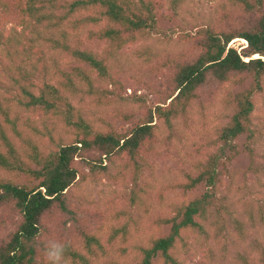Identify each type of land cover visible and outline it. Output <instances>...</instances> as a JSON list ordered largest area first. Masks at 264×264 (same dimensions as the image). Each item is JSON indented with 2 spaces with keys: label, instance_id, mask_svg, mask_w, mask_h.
Masks as SVG:
<instances>
[{
  "label": "trees",
  "instance_id": "obj_1",
  "mask_svg": "<svg viewBox=\"0 0 264 264\" xmlns=\"http://www.w3.org/2000/svg\"><path fill=\"white\" fill-rule=\"evenodd\" d=\"M174 1L176 4L183 2ZM156 2L0 0V28L13 25L12 34L8 38L3 35L7 47H11L13 54L19 55L22 62L31 68V71H26L24 65L23 69L13 63L16 76L9 78L17 96L10 91L0 92V171L13 175V178L0 176V209L11 206L22 215L12 239L3 242L0 247V264H26L27 261L37 264V249L33 243L47 221L51 220V213L75 214L70 208L71 201H68V192L80 174L74 162L81 151L92 148L97 149V155L89 161L82 157V164L88 165L92 171H109L117 158L126 157L125 164L114 165L118 178L126 183L129 179L136 183L149 167L145 155L159 148L163 150L168 147V142L181 156V174L171 188L174 184V189L184 193V202H175L171 210L158 211L154 219H150L145 214L136 216L142 203L140 198L135 197L137 195L133 194L131 198L124 195L128 204L123 207L120 203L123 193H115L111 205L98 212L96 223L100 230L109 228L112 238L120 237L124 242L136 237L142 242L138 245V257L135 258L137 264H155L157 257L162 264H180L172 252L177 250L183 236L203 231L201 221L208 220L214 213L221 218L220 211L226 210L224 198L219 195L221 178L239 153L235 141L245 133L252 135L254 132L252 96L262 90L264 84V0L219 2L214 21L195 26V34L187 33L182 36L184 40L179 41L185 43L191 52L183 47L176 53L169 50L155 53L150 46L142 53H137V50L135 55L142 63H133L132 67L144 69L153 63L154 70L166 71L167 80L162 90L157 89L159 98L155 107L135 115L122 114L123 119L131 124L123 135L96 129L82 119L75 120L74 113L79 115V110L63 92L78 91L74 83L67 78L56 83L48 82L49 73H42L49 71L47 58L54 62V75L61 73L55 52L73 56L79 63H86L91 68L90 72H76L75 75L85 82L89 94H98L94 101L107 106L115 104L122 94L120 89L116 98V84L122 88V83L114 77L110 62L116 60L125 48L161 33L159 14L155 12ZM216 24L220 25V29L216 28ZM19 26L23 28L25 39H28L26 31L33 34L30 44L26 45L20 39ZM82 35H86L88 40H98L100 45L105 44L104 52L74 48L72 39ZM238 38L247 42L241 51L229 47V43ZM196 48L201 53L193 57L192 51ZM255 55L259 57L255 58ZM35 73L40 74L39 82L35 80ZM248 79L252 80V86L242 90ZM95 83L100 88H96ZM111 85L113 88L109 89ZM206 86L216 87L215 95L223 96L220 109L226 112V121L217 125L213 135L207 136L204 142H193L196 153H192L189 145H184L186 142L183 143L176 122L181 118L190 119V109L199 96L198 92ZM238 87L241 90L237 91ZM20 107L34 113L40 111L47 117L49 114L60 115L65 126L74 134L73 142L59 144L56 152L42 151L31 137L36 132V122L25 119ZM158 122L166 126L165 132H169L167 143L162 138L164 130V134L159 136L161 126ZM7 130L12 131L10 136ZM27 162L35 165V170L28 168ZM22 172L39 179V184L32 187L21 184ZM168 188L160 191L161 201L165 199V193H170ZM200 188L204 192L192 198ZM190 192L192 197L187 199ZM87 220H79L88 245L87 254L82 255L74 246L75 251L69 247L65 252L67 264H93V257L99 253H93L90 246H95L101 254L107 251L102 236L97 232L89 233L91 223ZM65 223L66 220L58 222L59 225ZM87 223L89 230L87 225L83 227ZM165 225L170 226L168 231H163Z\"/></svg>",
  "mask_w": 264,
  "mask_h": 264
},
{
  "label": "rangeland",
  "instance_id": "obj_2",
  "mask_svg": "<svg viewBox=\"0 0 264 264\" xmlns=\"http://www.w3.org/2000/svg\"><path fill=\"white\" fill-rule=\"evenodd\" d=\"M156 1L155 12L159 14L158 26L162 30L161 33H156L157 35L154 34L150 39L125 48L116 60L112 59L113 62H110V64L112 63L111 67L114 68V77L119 80V83H122V88L120 84H116L118 87L116 98L120 89H122V94L120 93V99L115 104L107 106L105 103H96L94 99L98 94H89L85 82L75 75L76 72L82 74L90 72L91 68L88 64L79 63L73 56L68 57L60 52H55V59H58V66L61 70L58 76V74L54 75L52 68L54 62L47 58L49 71L41 72L49 73L47 75L48 82L56 83L67 78L78 89L75 93L63 90L79 110V115L74 113L75 120H85L99 130L116 132L120 135L125 134L131 128V124L123 119L122 114L135 115L148 110L151 106L155 107L159 98L157 89L162 90V85L167 80L166 71L154 70L153 63L144 69L132 67L133 63H142V60L135 55L137 50L139 51L137 53H142L145 49L147 50V46H150L155 53L162 50L176 53L182 47L185 51H190L189 48H186L185 43H179L184 40L182 36L190 32L195 34L193 29L195 26L214 21L216 18L215 8L222 0H183L181 4H176L173 0ZM12 27L13 25L9 24L4 29L0 28V34H2L0 37V92L10 91V94L17 96V90L11 87L12 79L9 78L16 76L14 73L16 70L12 68V64L15 63L22 68L24 65L25 69H23L26 71H31V68L30 65L22 62L19 55L13 54L11 47H7L6 38L12 34ZM216 28L220 29V25L216 24ZM17 29L20 36L23 37L20 39L26 45L30 44L29 40L33 34L26 31L25 37L28 39H25L22 26ZM72 46L81 50L88 49L95 53H102L105 50V44L100 45L96 39L88 40L86 35L73 38ZM246 46L247 43L239 38L229 43V47L238 51ZM192 53L194 57L200 54L201 50L196 48ZM32 63H34L33 59ZM33 75L39 82L40 74ZM251 82L252 80L248 79L242 90L251 87ZM95 84L96 88H100L97 83ZM112 88L111 85L109 89ZM215 90L214 86H206L199 90V96L190 109V119L181 118L176 122L181 131L183 143L186 142L184 145H189V151L192 153H196V148L192 145L193 142H204L207 136L213 135L217 125L226 121V112L220 109L223 96L217 97ZM236 90L239 91L241 88L238 87ZM35 93L38 91L35 90ZM106 96L105 98H107ZM123 98H126V101H122ZM252 102L254 132L252 135L250 132L245 133L235 141L239 153L227 166V170L221 178L219 195L224 198L223 203L226 210L220 211L221 218L216 217L214 213L208 220L201 221L204 225L203 231L197 230L195 233L183 236L184 239L179 241L177 250L172 252L180 264H264V84L262 90L253 94ZM169 103L170 100L167 105ZM20 109L25 119L30 118L36 122V132H33L31 137L42 151L56 152L59 144L73 142L74 134L65 126L60 115L49 114L47 117L43 116L40 111L34 113L21 107ZM227 113L229 114V112ZM157 124L161 126L159 136L165 133L162 138H165L164 142L167 143L166 136L169 132H165L166 126L161 122ZM7 133L10 136L12 131L7 130ZM0 144H2L1 140ZM167 145L168 147L163 150L159 148L145 155L149 167L140 175L141 177L136 183L130 179L126 183L123 179L118 178L119 173L116 172L114 165L125 164L126 157L117 158L109 171L99 169L92 171L88 165L82 164L84 162L82 157L87 158L88 161L91 160L97 155V149L81 151L74 162V166L80 169V174L76 184L68 192V201H71L69 202L71 203L70 208L75 211V214H59L57 211L51 213V220L47 221L33 243V247L35 250L37 249L36 263H48L44 252L45 246L49 242H63L66 249L70 247L73 251L77 249L76 251L82 255L87 254L88 245L82 235V223L79 221L86 218L91 223L89 233L97 232L102 236L107 249L105 254H101L95 246H90L93 253H99L98 256L93 257L94 262L91 261V263L137 264L135 258L138 257V245L139 243L142 245V242L137 237L129 242H124L120 237L112 238V231L109 228L100 230L96 223L98 212L105 211L111 205L110 202H113L115 193H123V200L120 202L123 207L128 204L124 195L130 198L134 197L133 194L137 195L135 197L140 198L142 203L138 206L139 213L136 216L142 217V214H145L150 219H154L155 213L158 211L171 210L175 202H184V193L174 189V184L171 188V184L176 183L181 174L180 169L183 162L175 148L173 149V144L168 142ZM170 148L172 150L169 152ZM28 168L35 170L36 166L28 163ZM0 176L13 178L12 174L4 171H0ZM39 182V179L34 178L30 173L22 172L21 184L32 187ZM165 187L171 191L165 193V199L161 201L162 198L159 199L160 191L166 190ZM203 192L204 190L200 188L193 194V197L190 192L186 198L189 199V196L195 198ZM21 217L22 215L14 207L4 206L0 209V247L3 242L12 239ZM64 220H66L64 225L58 224L59 221ZM85 225L88 226V223L83 224V227ZM169 227L165 225L163 231H168ZM109 238L112 239L109 240ZM158 259V257L155 259V264H162ZM26 264H29L28 261Z\"/></svg>",
  "mask_w": 264,
  "mask_h": 264
},
{
  "label": "clouds",
  "instance_id": "obj_3",
  "mask_svg": "<svg viewBox=\"0 0 264 264\" xmlns=\"http://www.w3.org/2000/svg\"><path fill=\"white\" fill-rule=\"evenodd\" d=\"M66 245L63 242H49L45 246V257L48 264H67L66 257Z\"/></svg>",
  "mask_w": 264,
  "mask_h": 264
},
{
  "label": "bare ground",
  "instance_id": "obj_4",
  "mask_svg": "<svg viewBox=\"0 0 264 264\" xmlns=\"http://www.w3.org/2000/svg\"><path fill=\"white\" fill-rule=\"evenodd\" d=\"M254 57H255V58H258L259 56H258V55H255Z\"/></svg>",
  "mask_w": 264,
  "mask_h": 264
},
{
  "label": "built area",
  "instance_id": "obj_5",
  "mask_svg": "<svg viewBox=\"0 0 264 264\" xmlns=\"http://www.w3.org/2000/svg\"><path fill=\"white\" fill-rule=\"evenodd\" d=\"M245 43H247L246 41H244Z\"/></svg>",
  "mask_w": 264,
  "mask_h": 264
}]
</instances>
